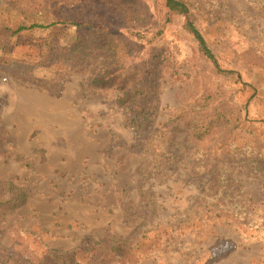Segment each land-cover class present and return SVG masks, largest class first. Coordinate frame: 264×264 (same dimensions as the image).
<instances>
[{
	"label": "rangeland",
	"instance_id": "obj_1",
	"mask_svg": "<svg viewBox=\"0 0 264 264\" xmlns=\"http://www.w3.org/2000/svg\"><path fill=\"white\" fill-rule=\"evenodd\" d=\"M190 1L227 72L165 0H0V188L24 199L0 264H125L113 237L127 264H264V0ZM90 26L132 53L82 51ZM156 58L154 107L132 116L112 71Z\"/></svg>",
	"mask_w": 264,
	"mask_h": 264
},
{
	"label": "trees",
	"instance_id": "obj_2",
	"mask_svg": "<svg viewBox=\"0 0 264 264\" xmlns=\"http://www.w3.org/2000/svg\"><path fill=\"white\" fill-rule=\"evenodd\" d=\"M166 6L169 9L170 18L172 16H184V28L190 33L197 41L199 52L211 63H213L217 73L227 72L223 70L219 64L218 58L215 52L210 47L205 35L201 29L197 26L195 21L190 17V0H165ZM55 24V23H52ZM46 26L39 23H34L31 27ZM26 27H19L18 31L25 29ZM90 26L86 29V36L80 37V44L82 51L93 47V49H104L108 52H113L116 56L119 54H131L133 51V43L123 39L122 34L118 32L108 31V29L97 28ZM139 36V34H137ZM88 37V39H87ZM75 48L69 49L70 53H73ZM161 62L159 58L153 62L148 72L140 69L137 65H129L127 69L123 70L122 66H116L117 68L112 71V77L114 76L116 82H118L121 95L120 106H123L124 111L132 116L141 117L146 115L149 110L154 107L155 95L157 93L158 86V64ZM125 72V73H124ZM111 73V72H110ZM113 78V79H114ZM99 82V79H95ZM211 115L209 113L203 114L196 110L186 109L183 111V117L186 124L192 126L194 136L199 139L204 138L211 132L212 123L209 122ZM24 199L21 195L14 196V188L10 183L4 184L0 188V218L7 214L10 210L14 209L18 205L22 204ZM104 239V238H103ZM97 241L96 243H103ZM104 245L108 250L118 253L123 258L125 264L129 260L136 262L138 257L131 253H127V241L122 238H109L104 240ZM130 256V258H129Z\"/></svg>",
	"mask_w": 264,
	"mask_h": 264
}]
</instances>
